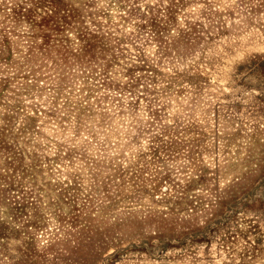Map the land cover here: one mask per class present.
Segmentation results:
<instances>
[{"label":"rangeland","instance_id":"1","mask_svg":"<svg viewBox=\"0 0 264 264\" xmlns=\"http://www.w3.org/2000/svg\"><path fill=\"white\" fill-rule=\"evenodd\" d=\"M0 264H264V0H0Z\"/></svg>","mask_w":264,"mask_h":264}]
</instances>
